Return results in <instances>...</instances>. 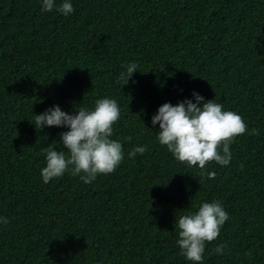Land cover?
I'll list each match as a JSON object with an SVG mask.
<instances>
[{"label":"trees","instance_id":"1","mask_svg":"<svg viewBox=\"0 0 264 264\" xmlns=\"http://www.w3.org/2000/svg\"><path fill=\"white\" fill-rule=\"evenodd\" d=\"M70 2L65 16L42 0H0V264H192L178 220L214 201L229 219L201 264H264V0ZM194 92L248 129L227 166L206 165L214 179L178 162L151 123L165 103H195ZM105 97L120 108L119 166L88 184L70 172L44 183L42 150L66 151L69 129H36L34 115H75Z\"/></svg>","mask_w":264,"mask_h":264},{"label":"clouds","instance_id":"2","mask_svg":"<svg viewBox=\"0 0 264 264\" xmlns=\"http://www.w3.org/2000/svg\"><path fill=\"white\" fill-rule=\"evenodd\" d=\"M54 8L65 16L74 12L70 0H64L58 7L55 0H42V11L50 12ZM136 69L135 63L129 64L119 79L126 85ZM192 95L195 103L186 99L175 106L170 103L160 106L151 123L153 127L159 124L156 138L178 162L189 167L198 166L201 176L214 179L215 173L207 171L206 165L215 162L227 166L231 160L229 145L235 137L248 131L247 125L240 115L223 110L214 99L205 102L199 94L194 92ZM119 119L117 101L107 97L97 99L92 109L76 108L75 115L62 111L59 106L34 115L36 129L45 126L69 129L60 133V144L66 151H57L52 144L42 150L46 160V166L40 171L43 182L47 184L70 172L88 184L98 174L113 173L124 158L121 142L111 139L113 125ZM251 134L258 135L259 132L254 128ZM146 151L145 146L134 147L128 157ZM228 219V213L219 201L201 203L195 213L182 215L177 223L179 254L192 264H201L206 242L219 236ZM0 223L7 225L9 220L0 217ZM225 247L221 244L214 251L222 254Z\"/></svg>","mask_w":264,"mask_h":264}]
</instances>
